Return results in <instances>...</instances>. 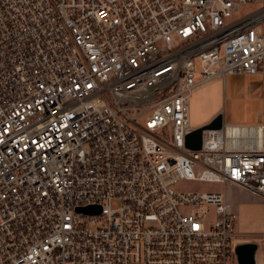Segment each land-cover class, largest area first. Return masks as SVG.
<instances>
[{"label": "built area", "instance_id": "obj_1", "mask_svg": "<svg viewBox=\"0 0 264 264\" xmlns=\"http://www.w3.org/2000/svg\"><path fill=\"white\" fill-rule=\"evenodd\" d=\"M253 1L0 0V264L232 263L226 188L264 201V128L186 137L197 87L264 80Z\"/></svg>", "mask_w": 264, "mask_h": 264}, {"label": "crops", "instance_id": "obj_2", "mask_svg": "<svg viewBox=\"0 0 264 264\" xmlns=\"http://www.w3.org/2000/svg\"><path fill=\"white\" fill-rule=\"evenodd\" d=\"M243 81V85L237 83L226 84L222 89V82ZM208 85V87H207ZM223 95H230L235 110L242 114L239 125H261L264 128V80L260 76L236 75L228 76L224 80L218 79L195 89L192 94V111L190 104V121L193 131L210 124L216 117L222 115L221 105ZM209 107L208 110L204 111ZM227 124V123H224ZM223 124V125H224ZM227 201L238 217L237 228L239 232V244L256 243L264 235L262 221H250L249 212L253 207L263 206L264 201L249 192L236 187H228ZM259 251V250H258ZM256 254L257 264H264V249Z\"/></svg>", "mask_w": 264, "mask_h": 264}, {"label": "rangeland", "instance_id": "obj_3", "mask_svg": "<svg viewBox=\"0 0 264 264\" xmlns=\"http://www.w3.org/2000/svg\"><path fill=\"white\" fill-rule=\"evenodd\" d=\"M263 7H264V0H254L253 2L247 5H241L238 12L234 15V18H239L246 16L248 14H252L262 9ZM235 83H237V85L239 86L243 85V81L235 82L230 79L228 83H224V81L222 82V89H225L226 84L228 86V89H230L231 85ZM231 101L232 99L230 95L227 96V104H226V98L223 95V102L220 107L223 114V121L224 123L227 124L239 125L238 123H241V121L239 120L241 119L242 114L239 111L235 110ZM208 109L209 107L203 110L206 111ZM191 111H192V103H191ZM177 187L183 191H198V192L218 191L223 193L225 192V188L223 186L212 183H206V182H181L177 185ZM227 193H228V189H226V194ZM248 214L250 217V221L258 220V221H262L264 224V205L253 207ZM260 238L261 239L258 242V246H259L258 252H261V249H264V235L261 236ZM231 264H238L236 256L233 258Z\"/></svg>", "mask_w": 264, "mask_h": 264}, {"label": "water", "instance_id": "obj_4", "mask_svg": "<svg viewBox=\"0 0 264 264\" xmlns=\"http://www.w3.org/2000/svg\"><path fill=\"white\" fill-rule=\"evenodd\" d=\"M223 124V116L219 115L210 124L192 131L186 137V146L193 151L201 150L203 131L221 129L223 127ZM79 211L89 214H99L100 208L90 207L86 209H80ZM258 249L259 246L256 243L239 244L236 247V256L238 264H257L256 254Z\"/></svg>", "mask_w": 264, "mask_h": 264}]
</instances>
